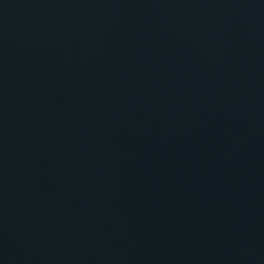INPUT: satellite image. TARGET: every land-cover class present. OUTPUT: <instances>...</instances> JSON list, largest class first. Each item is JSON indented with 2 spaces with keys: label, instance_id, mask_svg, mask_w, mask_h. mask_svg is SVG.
<instances>
[{
  "label": "water",
  "instance_id": "water-1",
  "mask_svg": "<svg viewBox=\"0 0 264 264\" xmlns=\"http://www.w3.org/2000/svg\"><path fill=\"white\" fill-rule=\"evenodd\" d=\"M0 264H264V0H0Z\"/></svg>",
  "mask_w": 264,
  "mask_h": 264
}]
</instances>
